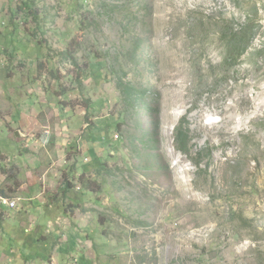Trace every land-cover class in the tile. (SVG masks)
<instances>
[{"label":"rangeland","instance_id":"obj_1","mask_svg":"<svg viewBox=\"0 0 264 264\" xmlns=\"http://www.w3.org/2000/svg\"><path fill=\"white\" fill-rule=\"evenodd\" d=\"M0 195V264H264V0H0Z\"/></svg>","mask_w":264,"mask_h":264},{"label":"trees","instance_id":"obj_2","mask_svg":"<svg viewBox=\"0 0 264 264\" xmlns=\"http://www.w3.org/2000/svg\"><path fill=\"white\" fill-rule=\"evenodd\" d=\"M223 21H217L216 24L220 26L218 30L219 41L224 47V54L221 60V66L230 68L237 63L241 55L252 45L254 39L258 34L256 14L249 15L247 20L240 26H235L232 22L222 23ZM56 73V71H55ZM119 87L122 88L129 100H138L142 96L149 93L148 89L138 90L133 86H127L122 82H118ZM158 110V108H152ZM189 120L187 115H184L179 120V123L175 127L174 143L177 150L186 155H190L192 147L190 130L188 127ZM202 150L197 152V156L194 159V163L200 168L202 161Z\"/></svg>","mask_w":264,"mask_h":264},{"label":"crops","instance_id":"obj_3","mask_svg":"<svg viewBox=\"0 0 264 264\" xmlns=\"http://www.w3.org/2000/svg\"><path fill=\"white\" fill-rule=\"evenodd\" d=\"M21 186H22V184L20 185V187H18V189H17V191L21 188ZM56 193V192H55ZM14 200V199H13ZM46 201H48V200H46ZM43 203H45V200H43ZM49 204H50V207H52V206H54V203L53 202H48ZM84 203H87V202H84ZM70 204H72L71 202H70ZM16 207V206H15ZM56 220L57 221H61V217L58 215V217L56 218ZM32 222L35 224V225H38V223H39V218H37V217H35L34 219L32 218ZM49 222V224H51L52 223V221L51 220H49L48 221ZM75 224V229L78 227V228H80L81 229V226H85L86 225V222H82L81 223V225H78L76 222H74V221H72V222H70V220H68V218L67 217H65L64 218V220H63V230L64 231H62V229H59V230H56V231H53V232H51L52 233V235H53V240H54V245H53V247H52V251H51V254H50V258L48 259L49 260V263L48 264H57L58 263V256L56 255V253L58 252V250H60V248H61V246H60V244L59 243H64L65 242V238H66V236H67V232H69V230H70V228H68L67 227V225H70V224ZM58 225H60L59 223H58ZM60 227V226H59ZM67 227V228H66ZM66 229V230H65ZM73 229V228H72ZM48 232H49V230H47ZM75 231V230H74ZM76 232V231H75ZM59 233H62V234H60L59 235ZM86 236H87V240H85L84 241V239H82V238H79L78 239V241L80 242V243H82V242H87V247H86V250L87 251H84V253H83V251H81L80 252V255H79V261L78 262H80V260H81V257L84 255V256H86L88 259L87 260H89L90 259V257L92 256V252L90 251V247H88L89 246V244H91L90 243V234L89 233H86ZM47 238V236H46V234L44 233L43 235H42V238ZM89 243V244H88ZM91 246H93V244L91 245ZM75 249H74V247H69V253H68V255H70V256H74V254L73 253H71L72 251H74ZM60 257V256H59ZM75 257V256H74ZM6 258V257H5ZM10 260V262H13V264H47L46 262H45V260H44V258H42V260H38V259H36V260H34V259H27L25 262H23V263H21L20 261H18L17 263H14V260L13 259H9ZM75 261H77V258L75 257ZM77 262V263H78ZM66 264H69L68 262H65ZM72 264H75V263H72ZM82 264H87V263H85V262H83Z\"/></svg>","mask_w":264,"mask_h":264},{"label":"built area","instance_id":"obj_4","mask_svg":"<svg viewBox=\"0 0 264 264\" xmlns=\"http://www.w3.org/2000/svg\"><path fill=\"white\" fill-rule=\"evenodd\" d=\"M0 203L9 204V206H11V207L17 206V203L15 200L9 199V198L1 196V195H0Z\"/></svg>","mask_w":264,"mask_h":264}]
</instances>
